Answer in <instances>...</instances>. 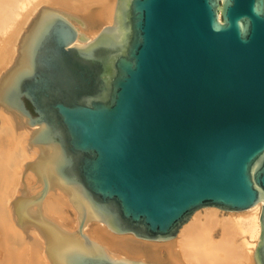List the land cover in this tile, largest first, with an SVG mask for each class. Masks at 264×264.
I'll use <instances>...</instances> for the list:
<instances>
[{"label": "water", "instance_id": "95a60500", "mask_svg": "<svg viewBox=\"0 0 264 264\" xmlns=\"http://www.w3.org/2000/svg\"><path fill=\"white\" fill-rule=\"evenodd\" d=\"M71 22L41 5L0 74V106L37 154L15 223L41 233L51 264H148L110 257L83 226L162 241L201 207L261 202L264 264V0H116L90 38ZM49 188L75 228L42 210Z\"/></svg>", "mask_w": 264, "mask_h": 264}, {"label": "bare ground", "instance_id": "6f19581e", "mask_svg": "<svg viewBox=\"0 0 264 264\" xmlns=\"http://www.w3.org/2000/svg\"><path fill=\"white\" fill-rule=\"evenodd\" d=\"M116 0H0V74L11 65L19 38L41 6H55L82 21L78 32L93 37L94 23L110 24ZM28 126V125H27ZM35 129V126H29ZM28 129L15 115L0 106V264H51L45 239L39 231L26 233L15 223L10 202L22 176V165L36 159L29 149ZM26 187L36 182L26 171ZM42 210L67 228H75L76 212L49 188L41 200ZM261 202L243 210L204 206L195 210L176 235L159 243L111 231L103 222L89 219L83 233L104 246L112 258L142 260L148 264H255ZM73 211V212H72ZM72 217V218H71ZM89 222H96L89 224Z\"/></svg>", "mask_w": 264, "mask_h": 264}, {"label": "rangeland", "instance_id": "374dc122", "mask_svg": "<svg viewBox=\"0 0 264 264\" xmlns=\"http://www.w3.org/2000/svg\"><path fill=\"white\" fill-rule=\"evenodd\" d=\"M104 24V22H96V23H94V24H92L93 25V28H95V29H99V27L101 26V25H103ZM222 210V209H221ZM224 211V213L226 212L225 210H223ZM73 212V211H72ZM226 214V213H225ZM72 218V217H71ZM92 223H96V222H92ZM91 222H89V224H92ZM159 242H161V241H154V242H152V243H159Z\"/></svg>", "mask_w": 264, "mask_h": 264}]
</instances>
